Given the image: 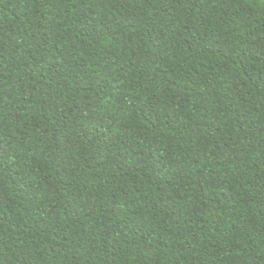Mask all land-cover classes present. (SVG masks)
Listing matches in <instances>:
<instances>
[{"label":"trees","instance_id":"trees-1","mask_svg":"<svg viewBox=\"0 0 264 264\" xmlns=\"http://www.w3.org/2000/svg\"><path fill=\"white\" fill-rule=\"evenodd\" d=\"M0 264H264V0H0Z\"/></svg>","mask_w":264,"mask_h":264}]
</instances>
